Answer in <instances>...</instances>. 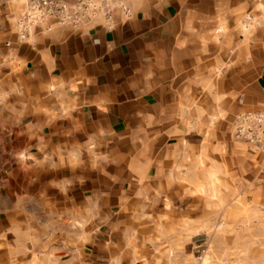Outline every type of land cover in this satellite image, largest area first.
Wrapping results in <instances>:
<instances>
[{"label": "crops", "instance_id": "obj_1", "mask_svg": "<svg viewBox=\"0 0 264 264\" xmlns=\"http://www.w3.org/2000/svg\"><path fill=\"white\" fill-rule=\"evenodd\" d=\"M111 4L20 42L0 0V264H193L180 198L260 157L224 133L264 108V0Z\"/></svg>", "mask_w": 264, "mask_h": 264}, {"label": "rangeland", "instance_id": "obj_2", "mask_svg": "<svg viewBox=\"0 0 264 264\" xmlns=\"http://www.w3.org/2000/svg\"><path fill=\"white\" fill-rule=\"evenodd\" d=\"M224 140L249 147L232 130ZM259 155L246 153L241 166L231 164L234 156L224 150V180L214 171L212 181H198L197 196L180 198L175 214L185 226L180 248L193 254V264H264V157ZM255 162V167L248 165L254 169L250 172L246 165Z\"/></svg>", "mask_w": 264, "mask_h": 264}, {"label": "built area", "instance_id": "obj_3", "mask_svg": "<svg viewBox=\"0 0 264 264\" xmlns=\"http://www.w3.org/2000/svg\"><path fill=\"white\" fill-rule=\"evenodd\" d=\"M124 14L127 13L121 7ZM113 6L111 0H73L64 3L58 0H24V12L15 21V30L20 42L27 39L30 30L53 21L59 26L79 29L89 25L98 16L106 26H111ZM250 20V17L246 18ZM49 29V28H47ZM235 139L245 142L256 153L264 157V108L255 112H240L232 120Z\"/></svg>", "mask_w": 264, "mask_h": 264}]
</instances>
